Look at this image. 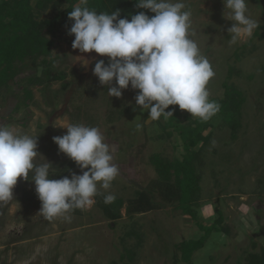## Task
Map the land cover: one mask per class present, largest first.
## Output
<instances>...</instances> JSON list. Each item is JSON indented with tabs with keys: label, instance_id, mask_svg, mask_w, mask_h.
Returning a JSON list of instances; mask_svg holds the SVG:
<instances>
[{
	"label": "rangeland",
	"instance_id": "374dc122",
	"mask_svg": "<svg viewBox=\"0 0 264 264\" xmlns=\"http://www.w3.org/2000/svg\"><path fill=\"white\" fill-rule=\"evenodd\" d=\"M183 2L192 13V38L215 72L208 84L210 99L224 97L226 79L246 97L236 136L221 115L205 131L211 138L203 153L202 195L196 209L199 221L209 224L220 208L229 232L214 231L194 253L193 264H245L249 252L264 247V28L230 46L228 28L233 22L224 18L223 0ZM68 5L63 0L41 18H53ZM248 8L251 18L264 25V0H248ZM66 19L59 18L46 33L57 42L51 67L54 73L66 72L67 86L61 80L30 83L29 78L41 76L46 66L43 57L26 59L16 78L0 87V122L19 134L37 136L38 152L54 169L72 160L53 141L67 133L61 126L98 127L106 142L115 145L119 168L111 189L99 191L127 200L158 177L151 156L182 158L183 142L163 117L145 122L148 113L135 102L138 90L129 86L121 98L108 95L107 86L93 74L96 61L107 64L108 58L73 49L75 38L63 24ZM25 88L34 91L29 106ZM34 189V181L20 178L14 199L0 205V264H188L176 245L204 233L196 219L158 193L162 208L128 215L124 207L119 220L109 219L94 203L82 215L71 213L70 220L49 221L37 216L40 208L26 212L25 192Z\"/></svg>",
	"mask_w": 264,
	"mask_h": 264
},
{
	"label": "clouds",
	"instance_id": "9594fccd",
	"mask_svg": "<svg viewBox=\"0 0 264 264\" xmlns=\"http://www.w3.org/2000/svg\"><path fill=\"white\" fill-rule=\"evenodd\" d=\"M223 4L224 18L233 22L228 28L229 45L252 37L259 24L249 15L248 0H223ZM87 5L88 0H79L68 13L72 21L68 34L75 37L73 49L108 58L107 64L103 59L96 61L93 74L107 86L110 97L121 98L129 86L138 90L135 102L148 113L146 123L174 116L175 109L167 111L169 106L178 105L204 122L220 112V104L210 100L208 89L215 72L192 38V13L183 0H136L138 9L154 15L130 13V20L120 18V10L109 14ZM61 127L67 133L53 141L82 174L53 179L55 169L38 152V137L19 134L0 122V205L14 199L20 178L34 181L41 201L37 216L49 221L70 220L74 210L90 208L97 196H103L106 204L116 199L110 192L99 191L110 190L119 175L115 145L106 142L98 127L82 123Z\"/></svg>",
	"mask_w": 264,
	"mask_h": 264
},
{
	"label": "trees",
	"instance_id": "16d2710c",
	"mask_svg": "<svg viewBox=\"0 0 264 264\" xmlns=\"http://www.w3.org/2000/svg\"><path fill=\"white\" fill-rule=\"evenodd\" d=\"M68 7L60 11L53 18H41L42 14L50 7H57L63 0H0V87L10 84L19 74L20 64L28 58L43 57L46 66L41 76L29 78L30 83L44 84L55 80L65 82L66 72L54 73L51 67V57L57 42L47 35L50 27H55L59 18L65 16L64 25L68 28L72 21L68 13L79 3V0H68ZM136 0H88L90 10L97 12H111L120 10V18L131 19V14L145 12L149 16L154 15L150 10L138 9ZM259 26L254 35L260 34ZM75 38L74 35H69ZM228 78L232 76L230 68ZM225 88L224 97H212L210 100L220 104V112L210 121L204 122L199 118L191 117L184 113L179 106H169L167 111L175 109L174 116L167 119L166 126L177 131L183 142L184 153L182 158L170 159L161 153L151 156L158 177L153 179L150 187L137 192L136 196L127 200L114 195L116 199L109 204L104 202L103 196L95 197V204L102 209L104 214L111 220H119L123 217V208L128 215L146 213L162 208V204L156 200L158 193L162 199L169 203H176L177 208L185 214L197 220L204 232L198 238L183 240L176 245L181 251V258L188 264H193L194 253L204 247L214 231L229 232V227L224 226V214L220 208H216L219 216L211 223L199 221L196 205L199 204L202 195V167L205 164L203 156L205 146L209 143L211 135L205 131L211 127L212 121L219 115L233 127V136H236L240 125L241 108L246 100L244 93L233 83L226 79L223 83ZM25 103L30 105L34 97L31 88H25ZM79 166L70 160L62 167L56 168L53 179H61L65 176L71 178L72 173L82 174ZM101 192V191H100ZM105 193V192H104ZM107 193H105L106 195ZM25 207L28 213L31 210L41 208V201L34 190L25 192ZM85 210H74L73 214L82 215ZM245 264H264V247L261 251H251L246 257Z\"/></svg>",
	"mask_w": 264,
	"mask_h": 264
}]
</instances>
